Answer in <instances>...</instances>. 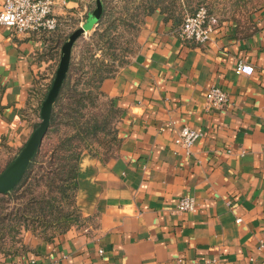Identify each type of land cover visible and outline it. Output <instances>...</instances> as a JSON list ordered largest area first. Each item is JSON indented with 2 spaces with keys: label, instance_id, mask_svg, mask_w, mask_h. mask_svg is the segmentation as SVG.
Wrapping results in <instances>:
<instances>
[{
  "label": "crops",
  "instance_id": "crops-1",
  "mask_svg": "<svg viewBox=\"0 0 264 264\" xmlns=\"http://www.w3.org/2000/svg\"><path fill=\"white\" fill-rule=\"evenodd\" d=\"M52 3L61 26L54 32L0 24V141L12 152L40 120L39 96L57 68L62 28L85 26L95 8L94 0ZM174 19L159 8L146 15L136 53L101 83L120 114L116 156L83 153L78 162L77 203L95 216L94 226L71 227L52 242L25 233L24 248L0 256V264H260L264 5L246 32L221 24L204 43L179 38ZM240 63L253 72H237ZM211 85L227 94L219 109L207 107ZM183 125L202 133L189 149L174 142ZM181 196H192L196 211H177Z\"/></svg>",
  "mask_w": 264,
  "mask_h": 264
},
{
  "label": "trees",
  "instance_id": "trees-1",
  "mask_svg": "<svg viewBox=\"0 0 264 264\" xmlns=\"http://www.w3.org/2000/svg\"><path fill=\"white\" fill-rule=\"evenodd\" d=\"M100 1L102 12L90 36V39L94 40L96 45L99 43L98 40L107 39L108 32L114 26V22L108 23L110 10H107L106 0ZM148 2V5H143L142 7L143 16L149 15L155 9L159 8L160 11L166 12L168 15H174V20L178 24V29L184 17L187 14H192L197 8L192 9L191 6L189 7L187 0H148ZM213 22L214 20L212 21L208 16V23L213 26ZM60 27L52 31L40 30L38 32H54ZM234 27L238 30L237 24L234 23ZM76 28H78V26L74 25L62 28V36L59 38L60 47L62 43L68 39L70 33ZM94 38L98 39L95 40ZM75 44L76 41L71 49L68 70L52 105L49 127L39 148L33 155L23 177L17 185L8 192L0 193L1 201H14L17 204V207H14L16 211L14 215H11L12 212L0 211V242L11 233L10 228L12 226L10 224L6 226V221L17 223L19 226L30 230L33 235L46 242L54 241L60 234H63L69 228L73 227V222L69 220L72 213L68 212V210H63L64 208L62 209L61 205L64 200V203L65 201L68 203L65 205L76 207L74 206L75 201L73 200V194L70 196L66 194L69 189H72L75 193L78 188L77 166L82 152L81 145L85 143V135L94 133L93 129H96L95 125H92L93 128L89 125L90 121L84 118L85 113L83 112L85 107L84 101L88 98V94L91 90L98 91L99 94L109 99L119 117L120 112L115 103L112 99L106 97L101 90L102 81L112 76L117 70L110 66L103 65V58H95L94 50L91 56H82L80 59H76L74 56ZM85 62H88L89 69L85 68ZM54 75L55 71L49 82L43 87V91L40 92L38 104L39 119L41 103L51 86ZM38 123L39 122L33 125V129L37 127ZM62 124L69 127L71 131L63 136H58L55 142H52L51 136L57 135V129ZM18 151H16V154ZM16 154H14L13 158ZM43 179L46 190L35 192L37 182ZM58 180L62 181L60 186L56 185V181ZM34 186L35 188H33ZM36 225L42 227L40 232L36 230ZM51 225L61 227L56 237H54V235L48 236L45 232V228ZM88 229L89 227L86 228V230ZM89 231L90 230H88V232ZM18 241L21 246L19 249L11 251L10 253L0 251L2 252L1 255L6 256L21 251L25 245L20 238Z\"/></svg>",
  "mask_w": 264,
  "mask_h": 264
},
{
  "label": "rangeland",
  "instance_id": "rangeland-1",
  "mask_svg": "<svg viewBox=\"0 0 264 264\" xmlns=\"http://www.w3.org/2000/svg\"><path fill=\"white\" fill-rule=\"evenodd\" d=\"M187 1L189 7L191 6L192 9H195L198 6H204L209 18L212 21L214 20L213 27L221 24L226 25L235 23L241 33L247 31L248 22L253 12H255L260 6L264 5V0ZM148 4V0H106L107 10H110L108 23L114 22V26L108 32L107 39L104 38L98 40V45L95 44L94 40L90 39L92 32L81 35L76 40L74 49L75 58L80 59L82 56H91V53H93L94 50V57H102L103 65L118 70L134 56L139 47L137 37L146 17V15L143 16L142 7L143 5ZM94 39L96 40L98 38ZM85 64V68L89 69L88 62H85ZM84 104V118L90 121L89 125H95L96 129H93L94 133L85 135V143L81 145V155L83 153H88L91 156L99 157L102 160H108L115 157L118 150V142L116 138L118 113L113 108V104H111L109 99L93 89L88 94V98H86ZM70 131L71 129L65 124L60 125L57 129V135L51 136V141L55 142L58 136H63ZM7 147V145L0 141V172L13 158L14 154H16V151L12 152ZM44 183V179L39 180L36 184L37 186L35 185L36 188L35 186L33 187L35 188V192H42V190L45 191L46 187L44 186ZM60 184H62L61 180L56 181V185L60 186ZM71 194L74 196V206L76 207L65 205L68 203H66V201L64 203V200L62 201L61 206L62 209L64 208L63 210H68V212L72 213L69 220L73 222V227L84 230L88 227L94 226L96 220L95 216L83 215L78 206L77 190L74 193L72 189H69L66 195L70 196ZM15 206L17 207V204L14 201L5 202L0 200V211L2 212H12L11 215H14L16 212L14 209ZM8 224L12 226L10 228L11 233L0 242V251L6 253H10L21 247L18 240L19 238L22 240L25 233L33 235L30 230L19 226L17 223L6 221L5 225L7 226ZM60 229L61 227L57 225H51L50 227L45 228V232L48 236L54 235V237H56ZM36 230L40 232L42 227L36 225ZM2 252H0V256H2Z\"/></svg>",
  "mask_w": 264,
  "mask_h": 264
},
{
  "label": "built area",
  "instance_id": "built-area-1",
  "mask_svg": "<svg viewBox=\"0 0 264 264\" xmlns=\"http://www.w3.org/2000/svg\"><path fill=\"white\" fill-rule=\"evenodd\" d=\"M52 0H5L0 11V24L8 26L17 33L30 31H52L58 26V19L52 12ZM213 26L208 23V13L204 6H199L192 14H187L179 29L178 36L182 40L204 43L210 38ZM253 66L240 63L236 71L250 75ZM208 108L219 109L227 102V94L217 85H211L206 91ZM202 135L196 129L183 125L177 130L174 142L189 149ZM196 202L192 196H181L176 203L180 212L196 211ZM102 253V249H99ZM32 264H36L34 260ZM197 264H218L216 258H206ZM260 264H264V253Z\"/></svg>",
  "mask_w": 264,
  "mask_h": 264
},
{
  "label": "water",
  "instance_id": "water-1",
  "mask_svg": "<svg viewBox=\"0 0 264 264\" xmlns=\"http://www.w3.org/2000/svg\"><path fill=\"white\" fill-rule=\"evenodd\" d=\"M101 12V1L95 0V8L92 10L86 25L79 26L73 30L68 39L62 43L60 48V59L55 70L53 81L40 106V121L13 160L0 172V193L10 191L23 177L33 155L39 148L49 127L52 105L58 95L59 89L68 70L72 46L74 42L85 33L86 27H91L95 22H97Z\"/></svg>",
  "mask_w": 264,
  "mask_h": 264
}]
</instances>
